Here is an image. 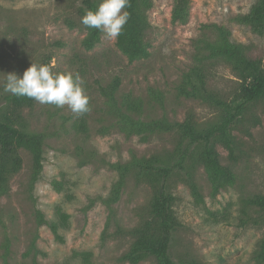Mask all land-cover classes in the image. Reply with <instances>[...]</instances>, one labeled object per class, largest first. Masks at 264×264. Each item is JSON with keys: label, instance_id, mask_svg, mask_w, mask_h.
I'll return each instance as SVG.
<instances>
[{"label": "rangeland", "instance_id": "rangeland-1", "mask_svg": "<svg viewBox=\"0 0 264 264\" xmlns=\"http://www.w3.org/2000/svg\"><path fill=\"white\" fill-rule=\"evenodd\" d=\"M81 1L0 0V104L7 94L6 75L22 76L36 63L53 71L78 73L91 106L81 116L67 106L37 101L23 109L26 129L45 135L42 170L33 183L31 155L20 149L21 167L10 175L7 191L0 195V264H133L122 257L134 240L130 231L147 214L151 188L129 176L119 197L108 205L117 173L106 162L126 161L132 153L149 156L171 150L174 135L154 134L141 141L121 132L106 113L100 87L118 77L117 98L130 94L141 99L140 118L182 121L191 113L204 126L219 119V109L179 94L186 76L204 64L207 85L223 99L228 100L237 87L229 67L205 57L206 43H218L225 30L232 43L242 44L251 57L264 60V32L254 33L236 19L256 0H189L183 22L172 19L175 0H152L145 33L149 56L132 62L103 33L92 48L81 44L85 35L79 24ZM81 118L86 133L74 129ZM231 131L238 147L236 161L230 160L220 143L215 145L221 164L233 172L231 183L215 187L203 165L194 170L199 197L184 175L168 180L181 224L170 248L176 262L264 264L256 259L264 237L263 214L245 203L254 195L264 196L262 106L248 107ZM58 209L68 215L58 231L62 240L49 226ZM39 213L46 222H39ZM75 252L89 255L84 258ZM134 264L155 261L146 257Z\"/></svg>", "mask_w": 264, "mask_h": 264}, {"label": "trees", "instance_id": "trees-1", "mask_svg": "<svg viewBox=\"0 0 264 264\" xmlns=\"http://www.w3.org/2000/svg\"><path fill=\"white\" fill-rule=\"evenodd\" d=\"M98 0H82L79 9V24L85 30L81 44L92 48L100 40L101 32L87 28L81 23L85 10H94ZM189 0H175L172 8V19L185 21ZM152 7V0H129L125 9L129 12V20L118 39L115 40L118 49L129 61H135L149 56L145 41L146 30L150 27L147 12ZM236 19L257 34L264 32V0H256L246 13L237 14ZM72 25V23H69ZM229 33L221 32L218 43H206L205 57L211 62L223 63L236 77L237 87L227 100L207 85L208 73L204 64L194 67L178 87L179 94L198 99L219 109V119L201 126L188 113L182 121H169L165 117L142 119L143 102L130 94L117 98L119 78L100 87V92L106 100V113L114 121L113 124L128 136L136 135L141 141H146L154 134L172 133L174 145L171 150L153 153L149 156H136L134 153L126 161L106 162L116 171L117 178L113 182L106 203L109 205L119 197V193L129 176L136 183H146L151 188V197L147 214L130 233L133 242L122 257L130 263H137L146 257H152L155 264H203L195 259L174 261L171 253V243L174 232L180 227L174 210V196L168 188V180L176 175H184L195 196L199 197L194 181V170L203 165L215 187L225 186L233 181L231 168L221 164L219 153L215 147L220 143L228 153L231 161H236L237 142L232 134V126L239 121L245 110L250 106L261 105L264 111V60L251 57L242 44L232 43ZM47 64V63H46ZM35 100L27 97L14 96L7 93L5 101L0 104V195L8 188V179L17 172L22 164L20 149H26L32 158V182L36 181L42 170L43 144L45 135L26 129L22 111L31 108ZM77 132L86 133L87 126L83 118L74 124ZM92 154V153H91ZM89 153V156L91 155ZM85 162L83 159L82 163ZM56 189H60L54 182ZM255 206L263 214L264 196L261 194L250 197L245 202ZM57 219L49 226L55 238L62 240L59 229L65 223L68 215L57 210ZM39 222L44 223L41 213ZM84 258L88 252H75ZM256 259L264 262V237L259 241Z\"/></svg>", "mask_w": 264, "mask_h": 264}, {"label": "clouds", "instance_id": "clouds-1", "mask_svg": "<svg viewBox=\"0 0 264 264\" xmlns=\"http://www.w3.org/2000/svg\"><path fill=\"white\" fill-rule=\"evenodd\" d=\"M129 0H100L94 10L87 9L81 23L116 40L129 20L125 9ZM4 91L18 97H27L40 104L67 106L77 116L91 110L90 97L83 80L72 71H53L48 65L31 63L22 76L15 72L6 75Z\"/></svg>", "mask_w": 264, "mask_h": 264}]
</instances>
